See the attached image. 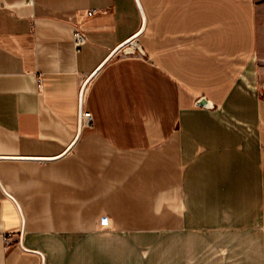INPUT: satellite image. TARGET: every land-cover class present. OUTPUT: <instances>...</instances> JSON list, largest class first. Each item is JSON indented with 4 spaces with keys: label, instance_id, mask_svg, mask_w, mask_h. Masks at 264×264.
Wrapping results in <instances>:
<instances>
[{
    "label": "crops",
    "instance_id": "crops-1",
    "mask_svg": "<svg viewBox=\"0 0 264 264\" xmlns=\"http://www.w3.org/2000/svg\"><path fill=\"white\" fill-rule=\"evenodd\" d=\"M139 3L41 160L142 15L0 0V264H264V0Z\"/></svg>",
    "mask_w": 264,
    "mask_h": 264
},
{
    "label": "water",
    "instance_id": "water-1",
    "mask_svg": "<svg viewBox=\"0 0 264 264\" xmlns=\"http://www.w3.org/2000/svg\"><path fill=\"white\" fill-rule=\"evenodd\" d=\"M137 5L140 9L141 15H142V26L141 28L135 33L133 34L131 37H129L127 40H125L124 42H122L121 44H119L116 48H114L110 54L103 60V62L91 73L89 74V76L84 80L82 86H81V90H80V96H79V113H78V130H77V134L75 139L73 140V142L64 150V152H62L60 155L55 156V157H51V158H30V159H41V160H54V159H58L62 156H64L66 153L69 152V150L72 148V146L74 145V143L76 142V140L78 139L80 133H81V127H82V111H83V105L85 102V97L86 94L89 90L90 84L92 79L94 78V76L98 73V71L103 67V65L109 61L116 53L118 52H122L124 54H132L135 53L136 51L139 52H143L141 49V46L139 45V43L136 41V38L142 33V31L145 28V23H146V19H145V15L143 13V10L141 8V5L139 3V0H136ZM197 104L199 106L205 107V108H209L211 106L210 102L207 101L205 98H201Z\"/></svg>",
    "mask_w": 264,
    "mask_h": 264
},
{
    "label": "built area",
    "instance_id": "built-area-1",
    "mask_svg": "<svg viewBox=\"0 0 264 264\" xmlns=\"http://www.w3.org/2000/svg\"><path fill=\"white\" fill-rule=\"evenodd\" d=\"M95 10L88 11V15H92ZM86 41V37L84 32L79 29H76L73 33V42L76 48H79L84 42ZM82 123H89L91 121V117L88 112L83 111L82 114ZM5 243L8 245L10 244V238H5Z\"/></svg>",
    "mask_w": 264,
    "mask_h": 264
},
{
    "label": "snow or ice",
    "instance_id": "snow-or-ice-1",
    "mask_svg": "<svg viewBox=\"0 0 264 264\" xmlns=\"http://www.w3.org/2000/svg\"><path fill=\"white\" fill-rule=\"evenodd\" d=\"M102 223H105V224H107V221H106V220H103V221H102Z\"/></svg>",
    "mask_w": 264,
    "mask_h": 264
},
{
    "label": "clouds",
    "instance_id": "clouds-1",
    "mask_svg": "<svg viewBox=\"0 0 264 264\" xmlns=\"http://www.w3.org/2000/svg\"><path fill=\"white\" fill-rule=\"evenodd\" d=\"M157 212H159V210H157Z\"/></svg>",
    "mask_w": 264,
    "mask_h": 264
}]
</instances>
